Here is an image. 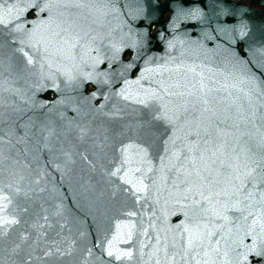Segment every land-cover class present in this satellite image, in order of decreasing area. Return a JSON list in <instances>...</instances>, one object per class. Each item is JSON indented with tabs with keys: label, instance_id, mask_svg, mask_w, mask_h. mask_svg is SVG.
Returning <instances> with one entry per match:
<instances>
[{
	"label": "snow or ice",
	"instance_id": "6c2138e0",
	"mask_svg": "<svg viewBox=\"0 0 264 264\" xmlns=\"http://www.w3.org/2000/svg\"><path fill=\"white\" fill-rule=\"evenodd\" d=\"M118 12L111 0H0V29L12 39L0 48L9 50L10 68L17 63L21 75L36 78L37 90L74 91L92 81L110 85L134 67L133 62L120 60L128 45L116 38L109 21ZM178 15L196 20L203 13L178 10ZM28 16L35 18L29 21ZM176 21L174 16V26ZM118 27L123 31L122 25ZM216 31L234 43L232 33L243 38L248 26L241 20ZM126 35L135 36L132 46L138 49L147 42V34H134L130 26ZM167 43L175 49L176 38ZM201 49L202 44L189 53L193 59L185 56L187 50L163 63L149 57L137 79H124L114 91L118 103L105 115L131 119L118 132L105 127L99 143L92 140L100 159L111 154L113 166L104 168L108 191L100 193L105 204L101 215L107 217L109 210L115 215L114 224H98L103 238L91 246L60 238L64 225L53 217L62 216L64 206L57 204L51 212L44 206L45 177L32 171L26 154L29 138L41 134L43 146L49 149L53 137L60 140L73 131L81 141L101 134L73 121L58 134L51 120L34 132L31 117L19 126L6 125L7 132L0 135V251L4 254L0 264H57L77 250L82 259L73 264H250V254L264 258V79L248 71L247 62L235 50H231L233 59L219 67L207 55L200 58ZM257 51L264 55V47ZM106 60L107 70H102ZM113 62L122 64L118 73ZM145 80L147 84L142 83ZM0 93L10 94L0 95L6 119H11L9 110L22 114L34 106L35 93L27 96L7 77L0 82ZM11 96H18L23 106ZM105 107L102 104L97 111ZM18 144L25 147L18 149ZM82 158L96 169L86 153ZM38 206L39 211L29 215ZM94 206L100 211L99 205ZM181 215L183 219L173 224L171 218ZM79 235L86 241V232ZM247 236L251 244L244 242ZM128 242L131 247L119 246ZM253 264H264V259Z\"/></svg>",
	"mask_w": 264,
	"mask_h": 264
},
{
	"label": "water",
	"instance_id": "95a60500",
	"mask_svg": "<svg viewBox=\"0 0 264 264\" xmlns=\"http://www.w3.org/2000/svg\"><path fill=\"white\" fill-rule=\"evenodd\" d=\"M101 2L106 3L108 0H101ZM111 3L119 9L118 13L109 16L112 27L116 29L115 36L117 39L123 38L125 44L128 45L120 53V60L123 63L133 62L134 67L123 77L117 75L110 85L96 84L92 81L85 82L83 87L74 91L64 89L57 92L54 88L37 90L34 87L36 78L26 74L21 75L17 63H12L10 68V61L6 58L9 50L0 48V82H3L7 77L27 96L32 97L35 93L34 106H29L22 114L9 110L10 120L4 116L5 105L0 104V135L7 132V124L14 122L19 126L27 123L29 117L36 124L34 132L39 130L41 123H48L51 120L55 122L58 134L62 127L68 125L69 121L86 124L101 134L100 137L90 135L88 140L81 141L73 131L67 137L61 135L60 140L53 137L51 149L43 146V134L29 138L30 153L26 155L31 162L32 171L43 173L45 177L42 186L46 191L41 194L46 202L44 206H48L51 212L55 205L63 204L62 216L53 217L54 220L59 221V224L64 225L60 238L75 239L79 245L87 242L91 246L96 243L97 239L103 238V232H97L99 223L105 227L114 224L111 219L115 215L114 211L109 210L107 217L101 215L105 204L104 198L100 197L102 191H108L104 168L113 166L109 163L111 154L103 160L100 159L98 155L94 154L98 149L93 148L92 140L99 143L105 127L113 132H118L122 124L131 119L128 116L111 118L105 113L112 111L113 105L118 103V98L113 94L114 91H118L123 86L124 79H137L145 67V60L151 57L153 62L163 63L168 56L179 57L180 53L185 50H187L185 56L188 59H193L194 57L189 53L196 51L198 45L202 44L200 58L207 55L216 66L223 67L229 59H233L231 50H235L237 57L247 62V70L257 78L264 79V55L257 51L264 47V0H111ZM195 9H199L203 13L200 19H185L183 15H178V10L192 11ZM174 16H177L176 25L178 26L173 25L172 18ZM33 18L35 17H27L29 21ZM241 20L247 24L248 33L241 38L238 32H233L234 43L216 31L218 26L232 28ZM118 25L123 26V31ZM129 26L134 34L141 37L147 34V42L142 49L132 46L135 36L128 37L126 35ZM174 37L176 38V47L170 49L167 42ZM208 37L215 38L208 39ZM181 40L184 41L183 45L179 43ZM5 42L11 43V36L0 29V45ZM207 49L213 51L208 52ZM106 54L111 55L110 52ZM138 55L142 58L135 59ZM108 63L109 61L106 60L100 66L101 69L107 70ZM113 64L116 73H118L122 64L120 62H113ZM142 83L147 84L148 81L145 80ZM93 92L97 93L95 97L92 96ZM105 94L110 95V99L107 101L104 99ZM0 95L8 97L10 94L0 93ZM10 98L23 106V101L18 96ZM41 103L45 107L41 108ZM102 104L106 107L103 111H97ZM118 106L123 107V104L119 103ZM125 111L130 112L131 109L126 108ZM17 116L20 118L17 119ZM20 130L23 131L22 127ZM37 139L41 141L39 144L36 143ZM16 147L23 149L25 145L18 144ZM66 152L70 153V156H65ZM85 153L97 164L95 170H92L83 160L82 154ZM13 154H15V149ZM33 156L37 158L33 160ZM94 204L99 205L100 211H97ZM35 211H39V206L30 209L29 215ZM120 218L126 219L127 217L120 216ZM144 219L147 220L146 215ZM182 219V215L179 218L174 216L171 221L175 224ZM59 224L56 226V231H59ZM80 232L88 234L86 241L80 237ZM50 235L54 237L55 232L50 230ZM244 242L251 244V236L245 237ZM119 246L131 247L132 244L131 242L121 243ZM95 251L99 252V248ZM3 255V252L0 251V257ZM76 259H82L79 250L73 257L60 258L57 264H73ZM105 259H108L106 255ZM262 259L264 258H256L254 254L249 256L250 264Z\"/></svg>",
	"mask_w": 264,
	"mask_h": 264
}]
</instances>
